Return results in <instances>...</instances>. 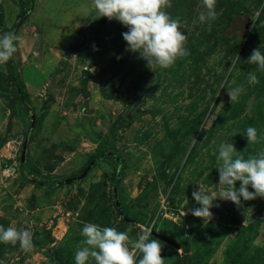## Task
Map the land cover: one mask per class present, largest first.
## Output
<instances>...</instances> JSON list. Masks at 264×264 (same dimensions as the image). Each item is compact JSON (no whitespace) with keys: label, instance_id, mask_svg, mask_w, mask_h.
<instances>
[{"label":"rangeland","instance_id":"obj_1","mask_svg":"<svg viewBox=\"0 0 264 264\" xmlns=\"http://www.w3.org/2000/svg\"><path fill=\"white\" fill-rule=\"evenodd\" d=\"M202 9L170 0L188 55L151 68L92 0H0V35L19 37L0 63V226L32 238L30 250L0 243V264H74L88 222L126 231L136 260L151 226L164 264H264V197H217L204 221L188 211L198 184L223 187L221 142L243 158L264 150V70L247 62L264 52V0H216L204 23Z\"/></svg>","mask_w":264,"mask_h":264},{"label":"clouds","instance_id":"obj_2","mask_svg":"<svg viewBox=\"0 0 264 264\" xmlns=\"http://www.w3.org/2000/svg\"><path fill=\"white\" fill-rule=\"evenodd\" d=\"M98 17H107L117 20L126 31L122 38L126 42V50L139 53L151 67L153 63L161 68L170 67L178 57L188 55L184 47L186 35L182 31V22L172 18L165 11L170 6V0H92ZM203 9L198 14L201 23L212 21L216 18V0H201ZM19 37L15 33L0 35V63L9 61L16 51L14 41ZM121 57L118 55L117 59ZM240 58L239 54L231 60V66ZM249 64L256 66L257 70H264V52L259 48L253 49L247 58ZM229 66V70L231 69ZM152 68V67H151ZM248 84L258 82L255 72L248 73ZM221 87H224L222 84ZM242 86L228 87V96L231 103L235 102L243 92ZM242 134L248 145L257 142V130L247 127ZM217 160L218 185H222L219 194L213 196L212 189H205L202 185L193 190L191 195L198 207L188 211L195 217L211 218L210 209L219 204H214L217 197L229 200L239 206L242 201L264 197V150L256 155L243 158L236 154L232 142H221L218 145ZM236 182H239L237 187ZM251 187V191L249 190ZM84 237L82 248L75 251L74 264H164L161 255L162 245L158 239H151L153 228L151 226L141 229L132 246L142 253L136 260L129 250V236L126 231H117L113 227H100L97 224L85 223L81 230ZM19 241L21 249L32 248V238L28 231H18L12 226H0V243L16 244ZM91 258V260H90Z\"/></svg>","mask_w":264,"mask_h":264},{"label":"trees","instance_id":"obj_3","mask_svg":"<svg viewBox=\"0 0 264 264\" xmlns=\"http://www.w3.org/2000/svg\"><path fill=\"white\" fill-rule=\"evenodd\" d=\"M3 30L9 33L11 31V28L3 27Z\"/></svg>","mask_w":264,"mask_h":264},{"label":"crops","instance_id":"obj_4","mask_svg":"<svg viewBox=\"0 0 264 264\" xmlns=\"http://www.w3.org/2000/svg\"><path fill=\"white\" fill-rule=\"evenodd\" d=\"M18 123V122H17ZM3 148V147H2Z\"/></svg>","mask_w":264,"mask_h":264},{"label":"water","instance_id":"obj_5","mask_svg":"<svg viewBox=\"0 0 264 264\" xmlns=\"http://www.w3.org/2000/svg\"><path fill=\"white\" fill-rule=\"evenodd\" d=\"M170 242V241H169Z\"/></svg>","mask_w":264,"mask_h":264}]
</instances>
